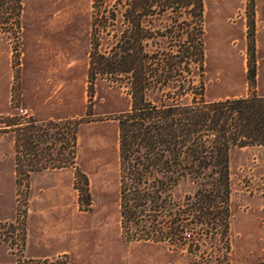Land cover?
<instances>
[{
  "label": "rangeland",
  "instance_id": "obj_1",
  "mask_svg": "<svg viewBox=\"0 0 264 264\" xmlns=\"http://www.w3.org/2000/svg\"><path fill=\"white\" fill-rule=\"evenodd\" d=\"M203 1L205 99L264 97V0ZM20 2L19 34H0V264H264V147L231 156L227 239L122 234L117 118L130 98L88 89L91 0Z\"/></svg>",
  "mask_w": 264,
  "mask_h": 264
},
{
  "label": "trees",
  "instance_id": "obj_2",
  "mask_svg": "<svg viewBox=\"0 0 264 264\" xmlns=\"http://www.w3.org/2000/svg\"><path fill=\"white\" fill-rule=\"evenodd\" d=\"M20 1L0 0V34L6 25L19 34ZM203 13V0H91L88 89L102 80L130 98L117 118L119 214L130 240L180 247L187 237L192 249L216 233L227 239L231 156L264 147V97L205 99Z\"/></svg>",
  "mask_w": 264,
  "mask_h": 264
},
{
  "label": "crops",
  "instance_id": "obj_3",
  "mask_svg": "<svg viewBox=\"0 0 264 264\" xmlns=\"http://www.w3.org/2000/svg\"><path fill=\"white\" fill-rule=\"evenodd\" d=\"M1 56H2V58H5L4 61H5V63H6V72H7V71H8V70H7V67H8V66H7V59H6V57H5L4 55H1ZM1 56H0V57H1ZM0 60H1V59H0Z\"/></svg>",
  "mask_w": 264,
  "mask_h": 264
},
{
  "label": "built area",
  "instance_id": "obj_4",
  "mask_svg": "<svg viewBox=\"0 0 264 264\" xmlns=\"http://www.w3.org/2000/svg\"><path fill=\"white\" fill-rule=\"evenodd\" d=\"M18 112H20V114H23V111L22 110H19V109H16Z\"/></svg>",
  "mask_w": 264,
  "mask_h": 264
},
{
  "label": "bare ground",
  "instance_id": "obj_5",
  "mask_svg": "<svg viewBox=\"0 0 264 264\" xmlns=\"http://www.w3.org/2000/svg\"><path fill=\"white\" fill-rule=\"evenodd\" d=\"M218 5V4H217Z\"/></svg>",
  "mask_w": 264,
  "mask_h": 264
}]
</instances>
